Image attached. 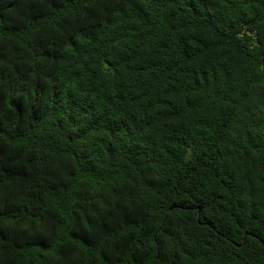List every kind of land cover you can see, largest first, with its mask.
Here are the masks:
<instances>
[{"label":"trees","instance_id":"obj_1","mask_svg":"<svg viewBox=\"0 0 264 264\" xmlns=\"http://www.w3.org/2000/svg\"><path fill=\"white\" fill-rule=\"evenodd\" d=\"M0 264H264V0H0Z\"/></svg>","mask_w":264,"mask_h":264},{"label":"water","instance_id":"obj_2","mask_svg":"<svg viewBox=\"0 0 264 264\" xmlns=\"http://www.w3.org/2000/svg\"><path fill=\"white\" fill-rule=\"evenodd\" d=\"M175 207H177V205L175 203H173L170 207L168 212H171ZM201 210V208L199 207V211Z\"/></svg>","mask_w":264,"mask_h":264}]
</instances>
